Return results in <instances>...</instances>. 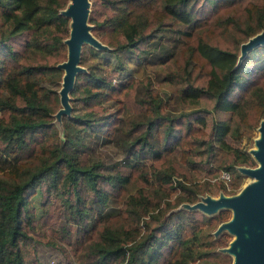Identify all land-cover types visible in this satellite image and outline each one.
Returning <instances> with one entry per match:
<instances>
[{"label": "trees", "instance_id": "obj_1", "mask_svg": "<svg viewBox=\"0 0 264 264\" xmlns=\"http://www.w3.org/2000/svg\"><path fill=\"white\" fill-rule=\"evenodd\" d=\"M68 1L0 0V264H30L26 247L34 223L56 203L69 217L63 238L82 233L86 249L77 257L83 264H225L226 256L218 259L222 253L210 246L224 245L228 233L203 238L210 232L206 226L228 220L230 210L210 215L180 207L198 200L206 186L188 184L184 172L179 177L172 157L178 151L187 170L206 169L217 147L226 151L217 169L239 180L231 189L222 183L232 194L243 176L231 163H254L249 149L228 137L251 134L264 117V44L240 59L241 43L264 30V0H91L88 21L108 47L88 44L90 57L82 50L87 70L77 73L73 111L59 125L64 70L58 63L68 53L71 19L62 12ZM165 31L180 35L165 74L190 107L180 117L163 111L164 98L150 83L146 97L133 98L135 74L115 81L103 70L112 64L107 53L120 59V69L127 66L126 54L140 62L145 55L139 51L151 52ZM198 59L207 67L201 82L193 71ZM128 98L127 106L142 113L129 115L123 127L130 135L124 151L131 168L105 173L102 160H86V138L113 136ZM205 99L227 114L213 119L207 138ZM118 101L114 110L104 104ZM77 103L85 110L77 111ZM137 182V192L127 194ZM171 189L179 191L175 200ZM113 199H123L125 208L107 214ZM145 213L151 218L139 237Z\"/></svg>", "mask_w": 264, "mask_h": 264}, {"label": "rangeland", "instance_id": "obj_2", "mask_svg": "<svg viewBox=\"0 0 264 264\" xmlns=\"http://www.w3.org/2000/svg\"><path fill=\"white\" fill-rule=\"evenodd\" d=\"M70 2L71 0L68 1L66 8L70 4ZM206 5H207V13H208L209 5L208 3H206ZM91 10H92V1L90 0V11ZM178 37H180V35H178L174 31H165L163 37L158 40V43L156 44L154 49L152 50L150 49L151 52L148 53V52L139 51V53L145 56L142 57L140 59V62L137 63H136L137 55H133L131 56V58L128 59L127 57L129 56L130 53L126 54L125 60L127 66L125 69L119 68L120 59L118 57L116 58L112 53H107L106 56L111 57L112 64L106 66L103 70L109 69L115 81H121L126 77H128L130 74H135L134 88L131 90V97L133 98L141 99L146 97V91H145L146 85L150 83L151 86L156 88L164 98L162 104L163 111L165 113H169L170 116L178 117L183 111L189 110L190 107H188L186 104L181 102L179 93L176 89L177 84L171 83L165 79V74L167 72L168 65L170 63H173V61L169 58V55L171 53L170 51L171 45ZM88 44L89 43L85 42L82 46V50H85L83 54H85L86 56H88L89 54L87 48ZM240 50H241V54H240V59H241L244 56L242 54V49ZM185 56L187 55L184 54L180 56L179 60L181 64L184 62ZM91 60L92 59H88L87 62H90ZM193 63L194 61H192V65ZM203 64L204 63L200 59H198L195 67L193 68V71L197 73V75H195L196 80L199 82L205 79V72H206L205 70L207 69V67H203ZM78 65L83 67L85 69L84 71L87 70L85 64L79 62ZM115 71H117V73ZM128 101L129 98L126 100L125 103L126 105L124 106L122 114L119 115V118L117 120V127L115 132L113 133V136L107 135L108 137H105L102 135H97V136L88 135L86 138V147H85L86 160L90 162L97 159L102 160L104 162V166L102 167V170L105 173L113 172V170L118 166L121 168L122 171H126V172L129 171L131 168L130 166L126 165L128 164V160H126V153L124 151L125 148H127L129 145L128 138L130 137V135L123 130V127L125 126L126 119L128 118L129 115H133V117L140 118L142 116V113L139 112L134 107H128L127 106ZM70 104L72 106V111H73V102L71 100H70ZM104 104L109 105L112 108L111 110H114L117 106L121 105V102L118 101L115 104L114 103L110 104L106 102ZM76 106L77 107L75 108L77 111L85 110V108L81 104L77 103ZM202 108L205 110L204 115L207 118V125L205 128L206 133L204 134V137L207 138L211 131L210 127L212 126L213 119L227 116V114L223 112L214 111L207 99L203 101ZM55 117H56V122L59 125H61L62 120H58L56 115ZM262 121H264V117L261 119L259 125L253 129L251 134L245 135L241 139H235L229 136L228 141L234 146H239L241 149H249V151L251 149L257 148L256 140L260 137L261 134L260 125ZM250 153L253 158L252 160L254 161L252 165H246V164L241 165L238 164V162H232L231 165H235L237 169H239L240 166L256 167L259 164V162L256 160L254 154L251 151ZM181 157L182 155L178 151L175 152V155H173L172 157V159L176 161V166L179 171L178 176L180 177L181 174L185 173L186 175H188L186 181L188 184L199 183L202 184L203 186H206V188L202 191L201 196L199 197L198 200H196L195 202H186V201L182 202L179 205L180 207L195 209V207H191V206H194L199 201H204V199L207 196L219 197L220 194L222 193L226 195H232V193H227L226 191H224V188L222 187V183L224 182L226 184L227 189L228 188L231 189V187L234 186L235 182H237L238 184L239 180L235 179L231 175V180L225 181L221 177V172L223 171V169L222 170L217 169L219 164H221L222 162V158L227 159L226 151L217 147L216 156L215 158H213L212 163L209 164L208 168L206 169L201 168V169L187 170L186 165L183 163V160H181ZM195 158H197V160L200 159V157H195ZM161 163L162 162H159L156 165L160 166ZM209 168H211V170H209ZM180 172H184V173H180ZM241 174L243 177L241 183L235 189L236 191L235 193L241 192L247 184L255 180V178L251 175H248L246 173H241ZM139 184L140 182H137L136 187L131 185L126 191V193L135 194L137 192L136 189ZM170 194H171L170 200H175L177 198V195L179 194V191L171 189ZM150 196L153 202L157 201V199H155V197L152 196V193L150 194ZM33 201L36 205H38L39 202H41V193L34 195ZM123 208H125V203L123 199H119V200L113 199L106 213L107 214L116 213L117 211H119V209L122 210ZM196 209H200V207H197ZM229 210L231 213L229 219H231L233 216V210L232 209ZM216 213H207V214L212 215ZM150 218L151 216L147 213L143 215L140 224L141 232L138 235L139 237L145 233V226L143 224V221L145 219L148 220ZM68 219L69 217L67 216L66 213L63 212L62 208L59 206L58 203H56L53 207H50L48 211H44L43 216L34 223V228L32 229L33 238L29 241L26 247V254H27L26 258L28 259V263L70 264L71 262H73V264H83L77 257V253L83 252L86 249V244L83 243V241L82 243L80 241V237L82 233H80L79 235L77 234H71L70 236L66 235V237L63 238L64 234L61 229V227L63 226L62 223L65 226ZM222 222L214 221L211 224L207 225L205 230H209L210 232L208 235L204 236L203 240L208 241L211 238L218 237L222 232H227L228 236L224 245L214 244L211 245L210 247L216 248V250L222 253L220 254L219 257H217L218 259L222 255H225L226 257L224 256L225 258H223V262L225 264H233L235 255L232 252L225 250V248H230L231 242L235 238V234H233L228 229L218 232V227ZM198 262L199 261H195L193 262V264H198Z\"/></svg>", "mask_w": 264, "mask_h": 264}, {"label": "water", "instance_id": "obj_3", "mask_svg": "<svg viewBox=\"0 0 264 264\" xmlns=\"http://www.w3.org/2000/svg\"><path fill=\"white\" fill-rule=\"evenodd\" d=\"M62 12L70 17L71 29L65 40L68 47L67 59L58 63V67L64 70L59 90L61 107L56 113L58 120L72 111L70 91L74 87L77 73L85 70L78 65L81 62L83 44L87 42L99 49L107 48L91 31L92 25L88 21L90 0H71ZM261 44H264V30L242 43L243 56L248 50ZM260 132V137L256 140L258 147L250 150L259 164L256 167L240 166L238 169L241 173L253 176L255 180L239 193L207 196L204 201L191 206L200 207L205 213H216L222 208L233 210L232 218L222 222L218 232L228 229L235 234L230 248H225L235 255V264H264V121L261 122Z\"/></svg>", "mask_w": 264, "mask_h": 264}, {"label": "built area", "instance_id": "obj_4", "mask_svg": "<svg viewBox=\"0 0 264 264\" xmlns=\"http://www.w3.org/2000/svg\"><path fill=\"white\" fill-rule=\"evenodd\" d=\"M221 177L225 180V181H229L231 180V174L229 170H223L221 172Z\"/></svg>", "mask_w": 264, "mask_h": 264}, {"label": "bare ground", "instance_id": "obj_5", "mask_svg": "<svg viewBox=\"0 0 264 264\" xmlns=\"http://www.w3.org/2000/svg\"><path fill=\"white\" fill-rule=\"evenodd\" d=\"M258 147V146H257ZM233 264H235V263H233Z\"/></svg>", "mask_w": 264, "mask_h": 264}]
</instances>
